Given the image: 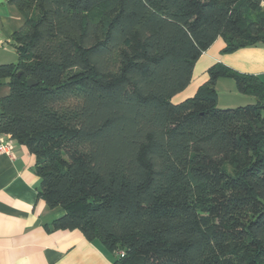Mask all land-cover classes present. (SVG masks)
Here are the masks:
<instances>
[{
    "label": "trees",
    "instance_id": "1",
    "mask_svg": "<svg viewBox=\"0 0 264 264\" xmlns=\"http://www.w3.org/2000/svg\"><path fill=\"white\" fill-rule=\"evenodd\" d=\"M10 1L26 20L0 134L36 155L54 229L115 264H264V82L214 64L171 100L215 39L264 43L263 0ZM223 75L256 103L219 107Z\"/></svg>",
    "mask_w": 264,
    "mask_h": 264
},
{
    "label": "crops",
    "instance_id": "2",
    "mask_svg": "<svg viewBox=\"0 0 264 264\" xmlns=\"http://www.w3.org/2000/svg\"><path fill=\"white\" fill-rule=\"evenodd\" d=\"M262 5L264 6V0ZM25 15L10 0H0V65L16 63L19 54L13 36L25 22ZM222 37L199 57L188 86L172 97L180 103L193 97L209 79L214 64L234 72L258 76L264 82V43L225 50ZM215 91L218 106L233 108L255 104L251 94L241 93L232 76L219 77ZM228 91L221 97V90ZM11 93L10 83L0 82L1 100ZM264 115V108L262 110ZM1 136V135H0ZM5 139L9 136L5 135ZM36 155L13 137L11 153L0 155V264H115V257L100 243L88 240L79 229H54L53 221L63 216L62 207L50 208L41 195V179L35 170Z\"/></svg>",
    "mask_w": 264,
    "mask_h": 264
},
{
    "label": "built area",
    "instance_id": "3",
    "mask_svg": "<svg viewBox=\"0 0 264 264\" xmlns=\"http://www.w3.org/2000/svg\"><path fill=\"white\" fill-rule=\"evenodd\" d=\"M6 43L5 41H3L2 39H0V47L4 46ZM0 155L1 153H11L12 149H13V137L11 134H7V133H1L0 134ZM5 135L9 136V139H5ZM119 255L124 256L125 252L119 251L118 252Z\"/></svg>",
    "mask_w": 264,
    "mask_h": 264
},
{
    "label": "water",
    "instance_id": "4",
    "mask_svg": "<svg viewBox=\"0 0 264 264\" xmlns=\"http://www.w3.org/2000/svg\"><path fill=\"white\" fill-rule=\"evenodd\" d=\"M10 81H11L10 78H5V79L0 80L1 83H10ZM27 84H28L27 86H34V85H37V82L33 78H29L27 80Z\"/></svg>",
    "mask_w": 264,
    "mask_h": 264
},
{
    "label": "rangeland",
    "instance_id": "5",
    "mask_svg": "<svg viewBox=\"0 0 264 264\" xmlns=\"http://www.w3.org/2000/svg\"><path fill=\"white\" fill-rule=\"evenodd\" d=\"M227 93H228V91H227L226 89L221 90V92H220L221 97H222V98H223V97H226V96H227Z\"/></svg>",
    "mask_w": 264,
    "mask_h": 264
}]
</instances>
